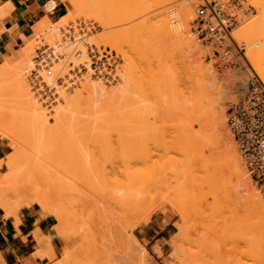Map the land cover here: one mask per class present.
I'll use <instances>...</instances> for the list:
<instances>
[{"label":"bare ground","instance_id":"1","mask_svg":"<svg viewBox=\"0 0 264 264\" xmlns=\"http://www.w3.org/2000/svg\"><path fill=\"white\" fill-rule=\"evenodd\" d=\"M119 1L116 0L118 3ZM191 1L181 0L178 5H174L175 0H159L157 2L159 4L154 10V17L152 16L155 18L153 28L151 27L153 32L150 29L151 33L149 32V34L151 36L153 34L156 38L168 40L178 49L182 56L197 54L193 61L197 64L198 79L195 85H197L196 89L198 88V93L191 98L192 104L190 107L193 111H196L198 102L201 99L207 101L210 113L206 124H209L210 134L217 141L213 143L215 144V148H219L214 153V158L220 163L221 169H227L229 174L236 178L239 184L237 182L235 184L239 185V189H241L240 187L244 189V193L253 203L256 210L264 214V200L260 197L246 175L235 146L224 132V105L228 101L233 100L234 95L232 93L234 94V92L232 91V87L234 85L239 87V90L237 89L238 95L244 93L247 78L244 75H240L239 77L237 75L236 77L234 73L219 75L210 69L201 67V62L198 60L200 45L194 39H188L183 34V29L193 16L189 6ZM252 1L256 2L255 0ZM46 2L48 9L53 8L57 2L63 3L67 13L58 17L55 21H49L46 17L40 19L32 28L31 38L27 40L23 39V45L15 48L10 56L4 57V60L0 64V140H6L9 149H13L11 154L0 157V218H12L15 223L18 222L17 210L21 207L34 212L38 217L52 216L55 220L52 227L53 233L62 243L59 252L60 255L55 258L52 264H149L144 243L152 237L154 227L149 231H145L146 225L148 220L152 219V217L150 218L151 210L157 206V210L159 212L162 211L163 204L161 202H165L174 206L173 208H177L183 224H181V221H177L176 230L168 236V239L166 236H161L158 238V241L168 240L172 254L176 257L180 256L179 264H199L200 258L203 256V254L202 256L200 255L202 250L209 245L210 238L208 236L211 234V231L201 225L199 218L194 214V210L188 211L185 205H182L181 202L184 201L183 195H185L184 189H176L175 193H167V195L164 193L165 197L162 194L164 198L158 201L156 199L154 205H152L153 203L150 205L152 208L148 207L150 211L146 212L147 215L145 218H141V216L139 219L131 220L129 214L132 215L138 211L137 208L134 212L132 211L135 207L140 208L139 210L141 212L142 208H144L142 206L144 195H141L144 194V188L140 187L144 185V179L143 181L141 180L142 184L140 186L138 185L137 188L126 185L123 179L118 180L121 183L123 181L124 185L122 183V192L118 191L119 196L115 194L117 197L108 193L109 190L107 189L109 186H106V188L103 187L104 190L99 188L103 191L96 198L90 197V194L87 193L88 190L85 192L87 189L84 190L85 185L83 189L81 188L80 184L85 181V164L83 162L90 160L89 165L92 162L90 159L92 155L91 149L89 150L91 152L89 153L90 156L86 153L89 142L87 139L91 137L87 138L86 136L93 131L91 129L94 125L91 126L90 124L98 122V118L95 115H98L100 112L99 116L101 117V114L106 110V112L109 109L112 111L113 107L108 109L106 106L114 102V98L124 97L125 100V97L130 92L137 93L140 82L134 67L131 68L133 64L130 66L131 61L128 58L126 60L129 62L128 65L130 68L127 66L128 62L125 63L126 65L123 64V67L120 65L121 68L117 70V74L121 82L119 81L114 88H111V86L108 88L105 85L104 80L107 77L105 76L107 74L105 70L107 69L104 66L100 68V71L98 70L99 73L95 78V73L88 64L86 71L82 74L79 81H77L78 85H80L79 89L77 88L76 90L75 85L77 83H73L74 81L72 83L68 81V85L57 82V75H64L61 56H67L69 54L68 46L73 41L69 39L67 33H63L61 27L65 24L64 22L67 21V18L68 20H72L70 18L74 19L76 17L78 7L82 3V0H48ZM260 2L264 4L262 0ZM260 2H256L257 5L261 4ZM91 3L96 6V1L93 2L92 0ZM124 8L123 11H125ZM127 9L126 11L129 10ZM91 10L95 12V10ZM258 17L259 19L261 18V24H259V19V23L254 19L255 21L253 20L251 26L246 31L239 28L233 37L240 39L244 36L256 35L257 38L253 44L258 47V53L250 49L247 52V56L255 73L264 78V12ZM65 30L64 32H66ZM133 37L134 40H130L132 41L130 47L133 46V53L141 57L144 55V34L140 35L138 39L135 38V35ZM146 37L150 38L149 35ZM106 38V35H100L92 39V41L105 40ZM75 40L78 43L81 42L82 45L80 44V46L88 43V40L83 39L79 42L78 37ZM41 45L45 46V50L50 52V60L46 56L34 60V51L37 46ZM142 59L140 58L139 61ZM59 61L62 63H59ZM33 72L35 73L33 74ZM35 74L39 79H43L51 88L54 105H52L50 110L42 106V102H40L41 98L34 93L31 87L29 78ZM69 86H75L73 93L67 91ZM111 111L108 114L114 113ZM106 112L103 115L107 114ZM119 113L117 112L118 116L120 115ZM84 114L87 117H83ZM114 114L111 117L113 119ZM89 116L93 117L89 118ZM100 117L99 120L101 122L97 125L102 128H100V131L102 130L103 132L105 128L104 125L103 127L101 125L103 124V120ZM130 117H132V121H138L137 116H134L137 118L129 116L128 119ZM131 120L129 122H132ZM104 122L106 121L104 120ZM97 125L95 124V128L98 127ZM90 126L92 127L91 129H89ZM86 127H88V130ZM86 130H90V133L88 132V134ZM95 130L96 132L99 131L97 129ZM191 133H194V131ZM96 134L94 132L95 136ZM89 136H93V134ZM95 136L93 137L95 138ZM190 136L192 135L190 134ZM59 147L63 148L62 152L61 150L59 151ZM57 150L58 152L56 153L59 154L56 158L63 159V153L65 151L66 157L68 155L69 162L65 161L66 159H64V162L68 164L65 165L63 162H61L63 166L60 163L57 164L59 162L57 160L59 159H54L56 155L55 151ZM88 157L89 159L87 160ZM89 165L87 163L86 167ZM110 169L114 172L121 171H115L116 168L112 169L110 167L106 172L109 173L111 171ZM85 170L88 171L89 175L90 169L87 168ZM126 170V168L125 171L123 170L124 173ZM129 170L127 172L135 171H132V169ZM123 171L121 173H115L117 174V178L118 176L120 177V174H123ZM135 173L136 175L138 173L140 175L141 172L135 171L133 173L134 176L131 175L133 176L132 180L130 179L131 177H127V181L130 180L132 182L130 185L135 184V181L139 180L137 178L138 175L135 176ZM127 175H125V178ZM37 176L41 178L42 176L46 177L45 180L40 179L42 183L44 181V186L32 180ZM96 176L91 177H95L94 179L96 180ZM91 177L89 176V178ZM112 177L116 178L114 175ZM206 178L212 182L209 173ZM103 180L105 181V179ZM99 181L101 180L99 179ZM110 182H112L111 178ZM87 183L90 182L87 181ZM121 183L118 182V184ZM106 184L111 185L109 183ZM116 185L114 184L112 186ZM102 186L104 185L102 184ZM216 191L215 188L212 192V207H216L220 203V197ZM106 194L109 198L112 196V200H109ZM134 229H139L143 233L141 240L134 235ZM44 238L46 242H42L41 236L37 237L39 248L34 253L38 257L47 255L49 258H53L54 253L50 246V235ZM44 245V248L48 247L49 251L45 250V252L41 249ZM154 250L158 255L162 254L158 245L155 246ZM236 257L238 256L234 255V258ZM220 260L224 259L221 258ZM228 260L231 261L229 258L225 261L229 262ZM238 260L240 261V257ZM238 260L237 262L239 264L240 262L242 263V261L239 262Z\"/></svg>","mask_w":264,"mask_h":264},{"label":"rangeland","instance_id":"2","mask_svg":"<svg viewBox=\"0 0 264 264\" xmlns=\"http://www.w3.org/2000/svg\"><path fill=\"white\" fill-rule=\"evenodd\" d=\"M89 1L92 2V0H82V3H80L78 7L76 17L74 19L70 18L72 20H68L67 18V21L64 22L65 26L63 25L61 27L63 33H67L69 39L73 41L68 46V52L70 51L68 54L69 56L62 55L61 61L63 63L59 61L64 68V75L58 74L57 82L68 85V81L69 83L74 81L73 83H77V85H75L76 90L77 88L79 89L80 85H78L77 81H79L82 74L86 71L87 64L89 65L90 54L97 52L101 61L99 64L91 66L95 73V78L100 68L104 66V68L107 69L105 70V73H107L105 75L107 76L105 77L106 80H104L105 85L108 88L109 86L114 88L120 81L117 70L121 68L120 65H122V67L126 65L125 63L128 62L126 59L128 58L131 61L130 66L133 64L131 68L134 67L138 75L140 87L137 93L134 94L130 92V94L125 97V100L124 97L114 98V102L106 106L108 109L113 107L112 111L109 109L108 112L111 111L115 113H112L114 114V119L111 118L113 117L111 113L108 114V112H106L107 110H104L107 113L105 114L106 116L103 115L105 112L101 114V117L99 116L100 112L98 115H95L98 118V122H95L96 125L101 122L99 117L103 120V124H101L102 127L104 125L105 128H103V132L102 130L100 131L101 127L98 126L99 124L97 125L98 127L95 128V124L89 123L91 126L94 125V129L91 126L89 128H92L91 130H93V133H90V130L87 131L89 126L86 127V132H89V135L93 134V136H95L94 132L98 135L96 134L95 136L96 140L93 136H86L87 138L91 137L87 139L89 142L87 144L88 148L86 149V153L90 156L89 153L92 152L90 156L92 162L90 164L91 167L89 165V157L87 158L88 162H83V164H85L84 179L86 182L84 181L80 184L81 188L83 189L85 185L84 190L87 188L85 192L88 190L87 193L90 194V197L96 198L101 194V191L104 190L103 187L106 188V186H109L107 189L109 190L108 193L119 196L118 191H121L124 182L126 185L132 186V188H137L138 185L140 186V184H142L141 180L143 181L144 179V185L140 186L144 188V194H141L144 195V200L142 199V206H144V208H142L141 212L139 210L140 208L138 209V207H135L132 211L134 212L136 208L138 211L134 212L135 214L133 213L134 216L133 214H129L131 220L139 219L141 216V218H145L147 215L146 212L150 211L148 207L152 208L150 205L152 203V205H154L156 199V201L162 200L165 197L164 193L167 195V193H175L176 189H184V201L182 199L183 202H181V200L180 202L182 205H185L188 211L194 210V214L199 218L201 225L211 231V234L209 233L210 235L208 236V238H210L208 242L209 245H206L207 248L202 250L200 255L202 256L203 254V256H200L199 264H229L230 262L231 264H239L237 262L239 257L242 263L244 261L243 264H264V214L256 210L253 203L244 193V189L242 187L239 189V185H236L238 183L236 178L233 177V175L231 176L227 169H221L220 163L214 158V153L219 148H215V144L213 143L217 141L210 134L209 124H206L210 113L207 101L201 99L198 102L196 111H193L190 107L192 104L191 98L198 93V88L196 89L197 85H195L198 79L197 64L193 61L197 54L194 53L192 56H182L178 49L168 40L156 38L153 34L152 36L149 34L150 29H152L154 25V10L159 4L157 3L159 0H117L119 3L116 2V0H109V4L107 0H93V2L96 1V6ZM225 1L233 3L234 13L237 15V24L233 27L231 32L232 37L239 28L246 31V29L251 26L254 19L259 23L261 18L259 19L258 16L264 12V4H262L260 0H255L257 3H261L258 5L252 0ZM125 2H127V4H125ZM180 2L181 0H175L173 4L178 5ZM262 2L264 1L262 0ZM200 3L201 0L191 1L189 6L193 16L183 29V34L188 39H194V41L200 45L198 60L201 62V67L210 69L219 75L234 73L236 77L237 75L238 77L244 75L245 78H247L251 75L248 68H246V70L238 67L217 68L214 65L215 58L212 55L211 46L198 40L194 34H191L195 9ZM61 4L63 9L62 14L67 13L64 4ZM123 8L125 11H123ZM91 9L95 10V12ZM126 9L129 12L126 11ZM259 24H261V21ZM64 30L66 32H64ZM151 31L153 32V29ZM143 34L144 55L140 57L133 53V46L130 47V45H132L134 35L135 38L138 39V37ZM100 35H106L107 38L105 40L92 41V39ZM148 35L151 37H146ZM77 37L79 38V42L83 39L88 40V43L84 46H80L81 42L78 43L75 40ZM256 38V35L244 36L240 39L234 38L237 43H244V55L251 67L252 64L247 56V52L251 49L253 52L258 53V47L253 44ZM45 48L46 47L42 45L37 46L34 51L35 57L38 56V53L43 52L44 54L39 56V58L46 56L50 60V52L46 51ZM39 58L34 60H38ZM140 58L143 59L139 61ZM128 64L129 62L127 66H129ZM81 66L83 67L82 69L80 68ZM114 66L117 67L115 68ZM75 69H77L78 74H75ZM34 73L35 72H33V74ZM29 81L31 82L34 93L41 98L40 102H42V106L50 110L52 105H54V98L49 85L43 79H39L36 74L30 77ZM234 86L232 87V91L234 92V94L232 93V95H234L233 100L228 101L226 105H224V132L228 135L227 137L236 148L227 126V110L242 96L238 95L237 89L239 90V87ZM74 87L69 86L67 91L73 93L75 91ZM114 108L117 109L115 110ZM117 112L123 115L118 116ZM110 114L111 116H109ZM93 116H89V118ZM107 116L109 118H104ZM129 116H137L138 118H134H137L138 121H132V117H130L129 119L132 122H129ZM83 117L87 116L84 114ZM124 118L127 119L125 120ZM141 118L144 120L142 121ZM104 120L106 122H104ZM108 120L111 121L109 122ZM95 129L99 130L101 133L99 131L96 132ZM191 130L194 131V133H191ZM190 134L193 137L190 136ZM94 141L96 142L94 143ZM90 142L91 144H89ZM90 149L91 152L89 151ZM60 150L62 152L63 148L59 147V151ZM12 151L13 149H9L7 146L6 140H0V157H5L11 154ZM56 152H58V150L55 151V153ZM58 154L59 153H56L55 157L53 156L54 159ZM63 154V159L56 158L59 159L57 160L59 161L57 164L60 163L61 165V162L65 164L64 159H66L65 161L69 160L67 158L68 155L67 157L65 155V151ZM239 160L246 175L254 185V188L264 200V194L259 191L256 184L251 179L240 156ZM86 162L89 165L88 167H86ZM63 163L61 166H63ZM110 167H112V169L116 168L115 171H125L126 168V172L129 169L141 172L140 175L139 173L137 174L138 176L135 173V176L139 179L137 181L139 182L136 183L137 181H135V184L130 185L132 182L130 180L127 181L128 176L129 178L131 177L130 179L132 180L135 171L131 172L129 170L130 172H127V174L129 173L128 175L123 171V174H120V177L118 176L117 178V174L115 173H121V171L114 172L110 169L111 171L109 173L106 172ZM87 168L90 169L89 175L88 171L85 170ZM208 173L211 175L212 182L206 178ZM94 175L101 177L99 178L101 181H99L97 176V181L94 179L95 177H91ZM113 175L116 176V178H113ZM125 175H127L126 178ZM89 176L91 178H89ZM36 178L45 180L46 177L42 176L41 178L37 176ZM36 178L32 180L44 186V181L42 183L41 180L39 181ZM86 178H88V180H86ZM110 178L112 182H110ZM103 179H105V181ZM122 179L124 181H122L123 185L121 181H118ZM113 180L117 181L113 182ZM87 181L90 183H87ZM118 182L121 184H118ZM101 183L104 186H102ZM106 183L111 185H107ZM114 184L122 186L118 189V185H116L117 187L112 186ZM114 187L116 188L114 189ZM215 188L217 190V195L220 197V203L216 207H212V192ZM116 189L117 191H115ZM162 194H164V197ZM111 197L112 196H110V198L108 197V199L112 200L113 197ZM161 203L163 204L162 211L159 212L157 206L153 208L150 212V218L152 217V219L148 220L146 225L149 228L154 227L152 237L144 243L148 254L147 259L149 264H179L180 256L176 257L172 254V249L167 239L170 233L176 230L177 221H181V224H183V221L176 207L173 208L174 206L165 202ZM164 224L165 226L162 231L160 233H155V227H160ZM133 233L141 240L142 233L139 229H134ZM161 236H166L167 239L162 242L158 241V238ZM157 245L160 247L162 252L161 255H158L154 250ZM57 246L60 250L62 246L60 240ZM59 255L60 254H58V256ZM234 255L238 256L236 257L238 258L237 260L234 258ZM221 258L224 260H220ZM228 258L231 259V261H225ZM242 263L240 262V264Z\"/></svg>","mask_w":264,"mask_h":264},{"label":"built area","instance_id":"3","mask_svg":"<svg viewBox=\"0 0 264 264\" xmlns=\"http://www.w3.org/2000/svg\"><path fill=\"white\" fill-rule=\"evenodd\" d=\"M236 24L233 3L201 0L195 9L191 34L211 46L217 68H248L251 72L246 79L244 93L227 110V126L245 169L264 194V79L255 73L247 61L244 43H237L232 37L231 32ZM43 54L38 53L35 59ZM89 58L90 67L101 61L97 52L91 53ZM74 72L78 74L77 69Z\"/></svg>","mask_w":264,"mask_h":264},{"label":"crops","instance_id":"4","mask_svg":"<svg viewBox=\"0 0 264 264\" xmlns=\"http://www.w3.org/2000/svg\"><path fill=\"white\" fill-rule=\"evenodd\" d=\"M46 1L0 0V64L15 48L21 47L24 40L31 38L32 28L40 19L46 17L55 21L63 15L61 2L48 9ZM17 212L16 223L12 218H0V264H52L60 254L57 246L59 239L52 228L54 218L49 215L38 217L24 207L18 208ZM165 224L155 227V233H160ZM150 229L147 226L145 231ZM47 235H50L53 258L47 255L38 257L34 253L39 248L37 237L41 236L42 242H46L44 237ZM44 247L40 248L47 251L48 247Z\"/></svg>","mask_w":264,"mask_h":264}]
</instances>
